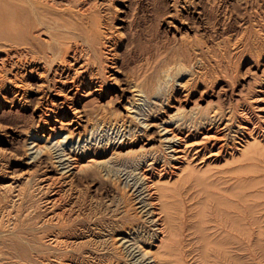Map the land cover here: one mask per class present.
<instances>
[{"label":"rangeland","instance_id":"obj_1","mask_svg":"<svg viewBox=\"0 0 264 264\" xmlns=\"http://www.w3.org/2000/svg\"><path fill=\"white\" fill-rule=\"evenodd\" d=\"M123 1L130 2L125 13L118 11ZM75 2L69 1L74 10L99 16V29L107 35L102 51L106 52L111 44L125 45L121 57L124 73L141 74L146 68L152 73L165 63L182 64L184 72H170L164 88L168 100L164 102L174 104L178 84H186L190 97L187 103L196 99L199 110L204 112L216 106L224 108L229 115L226 117H232L225 120L230 122L228 133L239 137L228 147L227 132L222 126L218 127L219 132L214 130L217 136L211 141L204 135L191 140L184 134V152L176 154L180 158L164 168L160 163L149 172L153 199L145 198V208L154 206V219L164 220L165 216L168 220L160 221L163 225L158 228L163 232H156L155 244L160 247L163 242L164 246L160 254L168 257L169 264H264V0H204L195 10L192 7L188 15L181 10V0H175L173 6L162 0ZM119 24L123 27L119 28ZM193 62L199 66L191 65ZM104 104L100 107L107 112L117 107ZM34 107L29 105L28 109ZM191 107L192 104L187 110ZM153 108L156 106L142 105L138 121ZM30 111L19 116L6 115L0 123V264H132L126 245L117 239L130 235L132 242L150 241L153 234L144 221V213H139L133 194L124 187L125 176L119 171L126 166L128 173L135 170L134 157L113 161L104 174L95 164L99 160H85L71 181L54 176L51 185L55 186H49L45 196H37L31 187L33 177L37 181L35 178L45 173L39 168L21 175L18 172L17 188L4 190L3 184L11 183L9 168L23 160L14 149H24L21 145L25 137L12 134L32 127ZM130 121L137 130L135 119ZM88 132L82 141L68 144V149L81 152L91 145H105L115 136V131L108 128ZM213 135L211 132L207 137ZM61 136L65 134L49 142L54 144ZM26 178H32L31 182ZM10 244H16L15 250L9 249ZM142 246L145 251L150 248Z\"/></svg>","mask_w":264,"mask_h":264},{"label":"bare ground","instance_id":"obj_2","mask_svg":"<svg viewBox=\"0 0 264 264\" xmlns=\"http://www.w3.org/2000/svg\"><path fill=\"white\" fill-rule=\"evenodd\" d=\"M69 1L71 0H0V123L6 120V115L12 113L18 116L23 115L30 111L28 109L29 105L35 106L30 111L28 118L33 121V123L31 121L32 127L25 132L12 134V136L21 139L25 137L23 146L21 145V149L22 147L24 149L21 151L14 149V152L19 155L17 157H21L23 160L19 165H13L9 168L11 183L7 181L3 184V188H5L4 190L7 189L6 191L17 188L15 177L39 168L42 173H45L41 177L35 178L37 181L33 180L34 177L31 178L32 180L30 179L32 182L29 178H26V180L31 182V187L35 192L37 191L36 195L42 196L49 192V188L55 186L54 184L51 185V182L55 179L54 176H57V180L64 176L66 180L71 181L78 174L76 169L85 160H88V163L99 160L95 164H98L97 168L103 170L102 173L104 174L105 169L109 167L108 164H114L113 161L134 157L136 160L135 170L128 173L125 170L127 169L126 166L123 170H121V167L119 171L125 176L122 180L124 187L130 194H133V200L140 210L139 213H144V221L150 225L153 234H150L152 237L149 235L150 241L137 240L132 242L130 235L117 240L120 244L126 245L132 264L135 258L134 264H169L168 257L163 258V255L160 254V248L164 247L161 246L163 242H161L160 247L155 244L157 241L156 232L160 228L158 226L163 225L160 221L167 223L168 220L165 216H163L164 220L154 219V216H156V210H153L155 209L154 206L146 209L144 205L146 197H150V199L153 197L149 193L152 186L148 185V174L150 171L156 170L160 163L162 167L168 166L171 162L180 158L176 154L184 152L181 149L184 134V138L191 140L204 135V139L211 141L217 136L218 127L222 126L223 131L227 132L225 146H232V143L239 138L236 134L231 135L230 132L228 133L230 130L228 123L230 122L226 121H229L228 118L232 117H226L228 115L227 110L225 111L222 107L216 106L204 112V110H199V106L195 102L196 99L192 103H187L190 97L186 84H178L177 99L174 104L164 102L168 100L164 88L169 80L170 72H184L183 65L180 63H165L152 73H150V68H146L141 74L132 76L128 72L124 73L121 57L125 45L111 44L108 49H105L106 52L102 51L105 47V41L103 40H107L105 38L107 35H104L103 31L99 29V16L74 10ZM162 1H165L166 4L171 3L170 6L175 3V0ZM222 1L224 2V0ZM181 2V10L185 12V15H188L192 7L195 10L194 7L203 4L204 0H181ZM129 3L123 1L119 4L118 11L125 13L130 8ZM62 4H66V6ZM167 6L169 7V5ZM170 26V22H168V27ZM118 27L122 28L123 26L119 24ZM119 35H123V33ZM196 64V62H193L191 65L197 66ZM181 99L184 101L180 104ZM156 101H159V104ZM102 102L103 104H115L117 107L116 109L111 107L113 111L107 112L104 107H100ZM146 103L150 107L156 106V108H153L154 110L149 109L150 112L147 111L148 113L142 114L141 122H139L137 119V116H141L139 110ZM94 104L95 106L92 107ZM188 104H192L189 110H187ZM108 107L110 108V105ZM131 118L137 122V130H135L136 126L132 125ZM16 126L18 125L15 124ZM132 126L134 127L132 128ZM94 128L112 129L115 131V136L105 145H91L81 149V152H79L80 149L79 151L68 149V144L73 143L75 140L82 141L89 133L88 131H92ZM211 132L214 135L207 137ZM60 134H65V136L63 138L61 136V139H58L54 144L49 142ZM156 142L158 145L154 147ZM49 143L51 145H47ZM152 144L153 146H151ZM194 144H191V146ZM136 170L138 171L135 172ZM18 172L19 175H17ZM17 191L16 193H19ZM18 196L20 197V195ZM46 202H49V200ZM158 232L161 234L163 231L161 229ZM142 245H148L149 250L145 251ZM15 246L16 244H10L8 247L10 250H15ZM153 247L157 248L154 252L151 250Z\"/></svg>","mask_w":264,"mask_h":264}]
</instances>
